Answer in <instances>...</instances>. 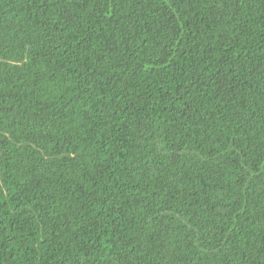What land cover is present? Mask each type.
Wrapping results in <instances>:
<instances>
[{"label":"trees","instance_id":"obj_1","mask_svg":"<svg viewBox=\"0 0 264 264\" xmlns=\"http://www.w3.org/2000/svg\"><path fill=\"white\" fill-rule=\"evenodd\" d=\"M0 264H264V0H0Z\"/></svg>","mask_w":264,"mask_h":264}]
</instances>
